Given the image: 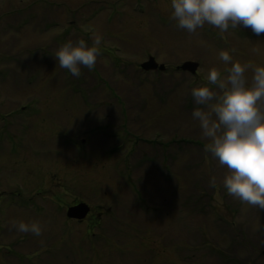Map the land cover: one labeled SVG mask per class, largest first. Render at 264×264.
Instances as JSON below:
<instances>
[{
  "label": "rangeland",
  "instance_id": "374dc122",
  "mask_svg": "<svg viewBox=\"0 0 264 264\" xmlns=\"http://www.w3.org/2000/svg\"><path fill=\"white\" fill-rule=\"evenodd\" d=\"M170 13L171 0H0V264H264V210L226 193L191 117V87L230 66L218 51L250 79L264 33H189ZM97 33L94 68L59 66L61 43ZM149 54L167 69L146 72ZM80 201L95 227L68 218Z\"/></svg>",
  "mask_w": 264,
  "mask_h": 264
},
{
  "label": "clouds",
  "instance_id": "9594fccd",
  "mask_svg": "<svg viewBox=\"0 0 264 264\" xmlns=\"http://www.w3.org/2000/svg\"><path fill=\"white\" fill-rule=\"evenodd\" d=\"M172 19L194 33L206 23L223 34L238 27L250 28L257 36L264 33V0H171ZM103 35L92 42L80 37L67 39L52 55L61 68L79 77L82 67H95L101 52ZM260 53V48H254ZM227 68L226 74L212 66L203 77L207 82L193 85L191 95L197 107L191 117L207 139L205 151L226 168L222 186L227 194L264 210V64L252 66L233 60L231 50L217 53ZM212 177L210 183L216 184ZM18 232L41 236L39 220H13Z\"/></svg>",
  "mask_w": 264,
  "mask_h": 264
},
{
  "label": "water",
  "instance_id": "95a60500",
  "mask_svg": "<svg viewBox=\"0 0 264 264\" xmlns=\"http://www.w3.org/2000/svg\"><path fill=\"white\" fill-rule=\"evenodd\" d=\"M142 66L146 69L150 68H156L158 66V63L156 62L155 58L153 56L150 57V59L142 64ZM199 66L198 62L195 61H186L184 64L181 65L183 69H189L192 72H196L197 68ZM161 68H164V65H161ZM90 206L84 201H80L77 204L69 206L67 210L68 217L71 218H78L83 219L87 216V214L90 211Z\"/></svg>",
  "mask_w": 264,
  "mask_h": 264
},
{
  "label": "flooded vegetation",
  "instance_id": "af4514ba",
  "mask_svg": "<svg viewBox=\"0 0 264 264\" xmlns=\"http://www.w3.org/2000/svg\"><path fill=\"white\" fill-rule=\"evenodd\" d=\"M241 34L242 33H240V35ZM245 35L248 36L249 33H245ZM75 203H77V202H75ZM95 218H98V213H96V215H94L93 210L91 209L90 213L88 214V216H87V218L85 220L88 222L89 226L95 227L96 224H97V221H96Z\"/></svg>",
  "mask_w": 264,
  "mask_h": 264
}]
</instances>
